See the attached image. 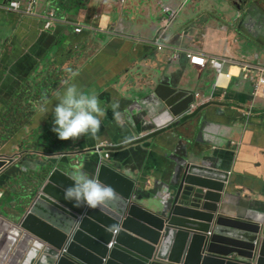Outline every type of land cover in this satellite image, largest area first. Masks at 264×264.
I'll return each instance as SVG.
<instances>
[{"label":"water","instance_id":"water-1","mask_svg":"<svg viewBox=\"0 0 264 264\" xmlns=\"http://www.w3.org/2000/svg\"><path fill=\"white\" fill-rule=\"evenodd\" d=\"M64 1L44 0L42 5L39 0L41 11L55 13L48 30L45 20L33 18L47 33L59 26L71 27L70 19L60 11L65 10ZM160 14L163 23L167 14L162 7ZM167 35L160 44L152 43L158 51L176 49L173 57L178 59L181 49L171 46ZM63 42L44 57L50 53L61 57L63 68L47 71L37 91L31 90L30 95L41 100L39 107L0 149V179L10 172L8 182L17 181L23 193L13 210L0 209V264H264V201H251L258 209L250 207L238 216L230 213L227 206L234 200L235 177L216 165L209 151L200 152L201 145L196 143L200 138L191 135L189 128L179 130L194 119L196 111L190 109L196 92L162 79L151 90L147 78L156 77L138 71L130 77L129 113L150 104L155 129L145 138L173 130L165 144L169 170L140 162L135 154L122 161L109 151L115 144L105 139L79 151L75 146L79 140H61L53 131L54 124L32 129L35 115L78 70L74 63H66ZM33 66L20 72L17 90L32 88L44 74L35 73ZM245 78L252 79L250 75ZM150 91L155 97L149 102ZM94 94L99 98L100 93ZM106 145L111 146L107 152ZM13 148L17 154L7 155ZM138 150L146 153L142 146ZM91 162L92 171L86 168ZM75 169L113 187L117 199L103 210L76 207L65 199Z\"/></svg>","mask_w":264,"mask_h":264},{"label":"crops","instance_id":"crops-1","mask_svg":"<svg viewBox=\"0 0 264 264\" xmlns=\"http://www.w3.org/2000/svg\"><path fill=\"white\" fill-rule=\"evenodd\" d=\"M9 1L0 0V16L4 17L6 30H14V41L1 56V63L11 67L13 73L17 70L19 77L29 64L38 68L35 65L45 61L47 52L64 40V58L69 59L66 63H74L78 69L67 85L75 83L89 95L94 91L100 93L106 115L98 139L81 137L76 149L82 151L87 145L105 139L115 144L111 149L110 145L104 146L105 151H115L122 161L135 154L140 162L169 170L165 144L173 130L145 138L155 129L150 104L143 105L144 111L131 115L128 90L130 77L137 71L145 77H156L147 78V83H152L151 90L158 79L174 82L208 99L206 105L196 110L194 119L179 130L189 128L191 135L200 138L196 141L201 145L200 152L209 151L215 164L230 170L235 177L236 183L231 188L234 200L227 206L230 213L238 216L250 207L259 208L252 206L251 201L257 198L264 201V94L255 87L262 73L256 67L264 70V0H125L123 3L104 0L97 6H94L97 0H65L66 9L60 11L70 19L71 27L59 26L52 33L44 31L36 19L7 11ZM41 3L44 5V0ZM161 4L173 9L181 7L167 32L169 44L181 49L178 59L173 57L176 49L158 51L152 43L158 36L159 25L164 24L160 22ZM41 8L45 10L44 6ZM8 18H17V23H8ZM79 26L84 31L73 34L72 30L75 32ZM188 52L203 53L207 58H228L230 62L218 72L210 65L203 68L191 64ZM246 63L255 66L254 79L245 78ZM12 83L11 89L3 90L0 81V94L6 99L19 87L18 81ZM65 87L48 99L49 109L58 103L57 94H62ZM149 97L150 102L155 95L150 91ZM115 101H119L123 127L114 118L111 105ZM41 109L33 118L32 129L54 124L52 111L43 117ZM126 137L133 139L125 142ZM139 146L146 153L138 150ZM12 154H17L16 149L7 151V155ZM86 168L94 170V162ZM9 174L0 179V185L11 178Z\"/></svg>","mask_w":264,"mask_h":264},{"label":"clouds","instance_id":"clouds-1","mask_svg":"<svg viewBox=\"0 0 264 264\" xmlns=\"http://www.w3.org/2000/svg\"><path fill=\"white\" fill-rule=\"evenodd\" d=\"M56 101L58 103L51 109L45 104L41 113L45 117L49 111H52L54 116L53 131L61 140L76 141L85 136L98 139L106 110L101 106L97 95H89L82 91L78 85L71 83L65 87L62 94H57ZM119 107V101H115L111 105L117 124L123 127ZM131 139L133 137H126L125 142H129ZM69 178L73 183L65 189V199L72 201L76 207L86 206L103 210L104 206L117 199L118 194L113 187L101 183L81 169L73 170Z\"/></svg>","mask_w":264,"mask_h":264},{"label":"rangeland","instance_id":"rangeland-1","mask_svg":"<svg viewBox=\"0 0 264 264\" xmlns=\"http://www.w3.org/2000/svg\"><path fill=\"white\" fill-rule=\"evenodd\" d=\"M167 0H164L166 2ZM125 2V0H121V3ZM101 1H95L94 6H97L100 4ZM64 4V2H63ZM109 6V5H105ZM161 7H172L168 4H161ZM179 8V7H177ZM176 8V9H177ZM261 9H263V6H260ZM66 9V7H65ZM168 14L167 12H164ZM4 17L0 16V60L1 56L5 54L7 47L11 45V41H14L13 36H14V30L11 29L10 31H7L5 28V23H4ZM17 18H8L7 22L8 23H17ZM63 59L61 57L52 56V53H50L43 61L38 65L39 70H45V73L38 77L35 81L34 84L32 85V91H37V83L39 82H44V78L47 74H49L47 71L53 72L54 69L56 68H63ZM19 75L17 73V70H15V73L11 70V67L4 66L1 61H0V81L3 86V90H9L13 86L12 82L18 81ZM65 77L63 75L62 79ZM63 83V81H62ZM61 83V84H62ZM2 90H0L1 93ZM16 92L12 94L11 99L15 97ZM31 97H26L25 99H20L19 101L17 100V107L14 109V111H11L10 113H6L5 111H2V118L0 119V135H5L10 129L16 127L17 125L22 124V114L27 111V99ZM8 99L3 97V94H0V109L2 106L7 102ZM14 118H17V120H14ZM3 144H5L3 142ZM2 145L0 146V148ZM22 189L20 187V184L15 181L13 183H9L8 180H4L3 184L0 185V209H9L13 210L11 207L15 205V202L19 199V197L22 195Z\"/></svg>","mask_w":264,"mask_h":264},{"label":"built area","instance_id":"built-area-1","mask_svg":"<svg viewBox=\"0 0 264 264\" xmlns=\"http://www.w3.org/2000/svg\"><path fill=\"white\" fill-rule=\"evenodd\" d=\"M180 8L173 9L172 7H165L164 12L168 13V18L164 19L163 26L158 31V36L154 39L155 44H160L162 42V39L164 36H166L168 30L170 29L172 25V19L173 17L178 16ZM7 11L14 12L16 14H21L26 17H32V18H39L42 20H45V29L48 30L52 27L55 13L53 10L51 11H41L39 9V0H26L24 2H21L19 0H10L8 3ZM82 26L75 27V32L80 33L82 32ZM188 58H190L191 64L199 67H207V65H210L213 69L219 71H222L226 64L230 62V59L223 58L219 59L217 57H205L203 53H187ZM253 65L245 64L244 70L247 75H250L252 79H254V75H252L253 72ZM258 72L261 73L258 76V79L256 80L255 87L257 92H262L264 94V70L261 71L259 67H256ZM258 73V74H259ZM196 100L191 105L190 112L196 111L199 107L206 105L208 99H206L201 94H196L195 96ZM107 156V155H106ZM113 243L110 245V248H113Z\"/></svg>","mask_w":264,"mask_h":264},{"label":"trees","instance_id":"trees-1","mask_svg":"<svg viewBox=\"0 0 264 264\" xmlns=\"http://www.w3.org/2000/svg\"><path fill=\"white\" fill-rule=\"evenodd\" d=\"M35 73H38V75H41L42 73H45V70H38V68L34 69ZM36 78V77H35ZM32 88L31 87H26V86H21L17 92L15 97L10 99L6 105L2 106L0 109V119L2 118V111H5L6 113H10L11 111H14V109L17 107V100L19 101L20 99H25L26 97H31L27 99V113L26 111L22 114L23 119L22 124L10 129L5 135H0V146L3 145V142L6 143V141L10 140V137L15 134V132L18 130V128L24 124H26L31 117L33 116V113L37 107H39L41 100H39L36 96H31ZM53 90V87L51 88ZM47 100H44L43 103H45ZM14 120H17V118H14Z\"/></svg>","mask_w":264,"mask_h":264}]
</instances>
